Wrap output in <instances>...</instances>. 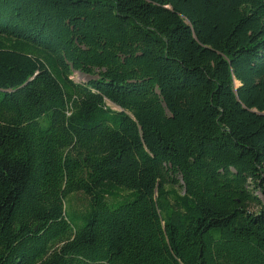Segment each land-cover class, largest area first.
<instances>
[{
  "label": "trees",
  "instance_id": "1",
  "mask_svg": "<svg viewBox=\"0 0 264 264\" xmlns=\"http://www.w3.org/2000/svg\"><path fill=\"white\" fill-rule=\"evenodd\" d=\"M0 264H264V0H0Z\"/></svg>",
  "mask_w": 264,
  "mask_h": 264
},
{
  "label": "rangeland",
  "instance_id": "2",
  "mask_svg": "<svg viewBox=\"0 0 264 264\" xmlns=\"http://www.w3.org/2000/svg\"><path fill=\"white\" fill-rule=\"evenodd\" d=\"M90 79V77L88 76H84L82 74H79V73H75L73 75V81L76 82V83H79V84H84L86 83L88 80ZM84 199L82 198L81 195H76L72 198V201H71V206L73 208H76V209H80L82 204H84Z\"/></svg>",
  "mask_w": 264,
  "mask_h": 264
}]
</instances>
